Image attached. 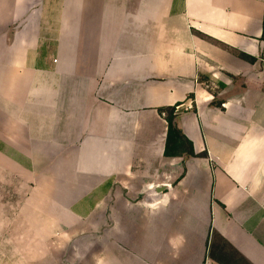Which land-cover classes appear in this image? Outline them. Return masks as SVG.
<instances>
[{
	"label": "crops",
	"instance_id": "0c3cea01",
	"mask_svg": "<svg viewBox=\"0 0 264 264\" xmlns=\"http://www.w3.org/2000/svg\"><path fill=\"white\" fill-rule=\"evenodd\" d=\"M263 21L264 0H0V264H264ZM177 105L195 157L164 155Z\"/></svg>",
	"mask_w": 264,
	"mask_h": 264
},
{
	"label": "trees",
	"instance_id": "16d2710c",
	"mask_svg": "<svg viewBox=\"0 0 264 264\" xmlns=\"http://www.w3.org/2000/svg\"><path fill=\"white\" fill-rule=\"evenodd\" d=\"M264 40V21H263ZM237 57L249 63H255V59L237 51H231ZM179 105L159 109V113L165 117L167 122V135L165 141L164 155L168 158L195 157L193 144L187 139L176 124L180 113Z\"/></svg>",
	"mask_w": 264,
	"mask_h": 264
}]
</instances>
